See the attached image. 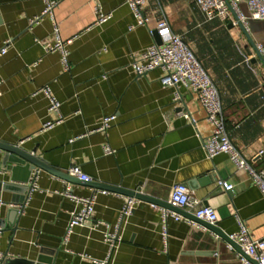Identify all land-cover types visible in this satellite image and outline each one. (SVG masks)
<instances>
[{
  "label": "crops",
  "instance_id": "1",
  "mask_svg": "<svg viewBox=\"0 0 264 264\" xmlns=\"http://www.w3.org/2000/svg\"><path fill=\"white\" fill-rule=\"evenodd\" d=\"M50 1L51 16L41 14L44 0H0V49L8 43L0 56V142L27 150L59 172L78 165L94 185L117 186L158 201L168 202L172 186L183 183L200 204L214 209L215 225L224 233H235L241 219L252 236L264 237V198L227 154L207 158L202 140L211 126L191 89L179 84V99L174 101L176 89L159 82L162 70L137 76L131 66L155 42L147 28L165 17L215 81L232 143L250 166L264 169V64L242 30L229 27L230 21H206L196 0H147L142 6L147 25L133 28L134 16L125 0ZM95 4L109 13L106 22H96ZM240 9L249 13L244 2ZM54 22L59 37L70 41L67 71L58 51L45 50L57 40ZM252 32L264 46L262 20ZM44 86L59 101L57 111L49 110L43 91L34 94ZM180 111L195 123L179 116ZM111 115L115 120L109 127L95 129ZM45 121L56 123L43 128ZM104 146L113 149L112 154H105ZM3 158L0 150L3 259L28 264L43 251L52 252V262L46 264H96L88 256L103 257L106 245L92 225L114 224L125 195L101 193L44 169L29 173L9 162L4 165ZM220 178L234 185L233 190L224 191L217 184ZM65 187L76 195L96 193L91 218L66 240L76 206L58 193ZM160 215V208L150 202L136 204L113 264H243L237 250L230 251L226 241L196 221L168 217L165 247Z\"/></svg>",
  "mask_w": 264,
  "mask_h": 264
},
{
  "label": "built area",
  "instance_id": "2",
  "mask_svg": "<svg viewBox=\"0 0 264 264\" xmlns=\"http://www.w3.org/2000/svg\"><path fill=\"white\" fill-rule=\"evenodd\" d=\"M45 7L41 14H50L54 6V2L50 0H44ZM147 0H125L129 6L131 13L134 16V23L129 28L135 26L147 25L149 18L143 14L142 6ZM244 2L248 15H246L240 9V3ZM196 4L200 11L203 13L206 21L212 19H220L222 21L231 22L236 25L237 21H240L242 25L247 27V19L252 18L256 20H264V0H196ZM94 15H96V22L104 23L110 17L109 13L102 11L99 4L94 6ZM39 18V17H38ZM36 18V21L38 20ZM35 21V20H34ZM148 31L151 35L154 31L157 32L160 39V44L155 42L148 45L144 52L140 56L139 62H133L131 64L132 70L137 75H143L154 69L162 70V76L159 77V82L164 86L174 87L176 91L173 94V100L179 99V93L177 88L179 84L188 86L198 100L199 104L203 108L207 122L211 126V131L208 136L203 138L202 147L206 152V156L212 159L219 153H225L228 155L232 164L240 170L246 171L250 181L258 187L264 198V169H256L249 165L242 152L232 143L229 134L226 130L225 116H223L222 103L219 96L218 88L215 81L211 78L208 71L203 67L198 58L195 56L193 50L186 41L174 31L171 30L168 21L165 17H161L153 28L148 27ZM53 32L57 36V40L52 45H46V51H53L60 53V60L62 69L69 70L67 44L69 40L63 41L58 34V25L54 22ZM0 49V56L5 54L6 46ZM258 51L262 56L264 62V46L256 44ZM0 78V85H1ZM43 91L48 98L49 110L57 111L60 103L57 101L49 86L41 87L40 90L34 92ZM2 96V89L0 88V97ZM179 116L186 119H190L191 123H195V119L190 117L188 113L180 111ZM115 116L103 117L96 130H105L115 120ZM56 122L45 121L42 125L43 128H50ZM105 154H112L113 149L109 146L103 148ZM263 151H260L262 153ZM70 175L75 176L81 180L90 181L92 178L85 172H82L79 166L73 165L69 167L67 171ZM36 177L37 173L33 172ZM34 178V177H33ZM34 180V179H33ZM217 184L224 191H232L234 185L225 179H218ZM98 192L107 193L108 191L103 189H97ZM96 191V192H97ZM60 195L67 197L72 201L76 209L70 212V216L67 222V229L64 236L66 240L68 235L72 233L73 229L79 225H83V222L91 218L95 210L96 193L93 192L90 195L82 196L76 195L70 190L69 187H65L60 192ZM140 202L133 196H125L121 207L118 210V215L114 224L108 222L97 221L92 225L93 230H99L102 235V241L106 245V252L101 258H88L96 264H113L115 260V254L121 244L122 231L126 225V221L131 216V213L136 207V204ZM169 204L180 209H187L198 220L205 221L209 224H215L217 222V216L214 209L210 205L200 204L191 190L185 184H174L172 186L171 194L168 198ZM1 203V200H0ZM161 210L160 215V235L163 239L164 246H167V218L172 217L175 221H187L192 223L193 220L181 216L175 211L168 208H163L159 205H155ZM238 220V229L235 233L229 234L228 237L235 243H238L245 254H247L252 260H255L257 264H264V237L258 238L252 236L248 231L245 223L241 219ZM3 231V226H0V234ZM226 247L230 251H234L233 246L226 243ZM240 261L243 264H250V261L240 253H237ZM85 256V254H81ZM217 255V252L214 253ZM4 257L0 254V264Z\"/></svg>",
  "mask_w": 264,
  "mask_h": 264
},
{
  "label": "water",
  "instance_id": "3",
  "mask_svg": "<svg viewBox=\"0 0 264 264\" xmlns=\"http://www.w3.org/2000/svg\"><path fill=\"white\" fill-rule=\"evenodd\" d=\"M246 15H248V13ZM262 21L264 22V20H262ZM259 22H260V20L248 18L246 28L242 25V23L240 21H237L236 26L242 30L246 39H248L250 45L253 46L255 53H256V56L264 64V62L262 60V56H261L260 52L258 51V48L256 45L259 43H258V41H256V38H253L250 34L254 30V26L256 25V23H259ZM232 25L233 24H229V27ZM153 37H154L155 43L160 44V39H159L156 31H154ZM137 76H141V75H137ZM0 150L3 151V157H4L3 158V164L4 165H6V163L9 162V164H11V166H14L13 168H16V169L20 168V169H24V170L26 169L29 173L31 172V170H43L44 169L47 172L52 173L55 176H59V177L62 176L64 178H66L69 182H80V183H83L86 185H90L91 187H94V188L96 187L97 189H103V190L112 191V192L115 191V192L120 193V194L125 195V196H129V197L133 196V197L140 199L142 201L150 202V203H153L155 205H159L163 208L166 207L172 211H175V212L181 214L182 216L184 215L185 217H187L193 221H196L200 224L202 223L214 236H216L217 238L219 237V238L223 239L224 241H226L227 243L231 244L235 251L237 250L240 254L245 256L252 264H257V262L255 260H252L247 254H245L243 252V250L241 249V247L239 246L238 243H235L233 240H231L228 237V235L226 233H224L219 227L217 228V226L215 224H209V223L202 221V220L200 221V220L196 219L192 214H184L181 212V210L179 208H176L175 206L169 204L166 201L165 202L158 201L157 199H154L150 196H146L144 194H141L139 192H135L132 190L127 191V190L122 189V188L117 187V186H108V185L103 184V183L94 185L92 180L85 181V180H81L79 178H76L75 176L70 175L68 172H59L56 169H54L53 167H51L46 161L42 160L39 157L32 155L27 150H24L23 148H21L17 145L8 144V143L4 144V143L0 142ZM1 186H3L2 181H0V187ZM15 213L19 214L18 209H15ZM14 228H16V227H14ZM45 254H47V255H45ZM51 255H52V252H50V253L45 252L44 253L42 251L41 254L36 258V262L35 261H29L28 264L51 263L52 262V260H51L52 256ZM3 261H4V264H8L10 262L7 259H2L1 262H3Z\"/></svg>",
  "mask_w": 264,
  "mask_h": 264
},
{
  "label": "rangeland",
  "instance_id": "4",
  "mask_svg": "<svg viewBox=\"0 0 264 264\" xmlns=\"http://www.w3.org/2000/svg\"><path fill=\"white\" fill-rule=\"evenodd\" d=\"M246 14V13H245Z\"/></svg>",
  "mask_w": 264,
  "mask_h": 264
}]
</instances>
